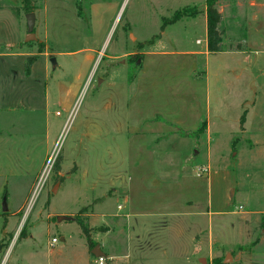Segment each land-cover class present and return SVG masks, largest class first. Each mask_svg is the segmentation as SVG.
Wrapping results in <instances>:
<instances>
[{
    "label": "rangeland",
    "instance_id": "rangeland-1",
    "mask_svg": "<svg viewBox=\"0 0 264 264\" xmlns=\"http://www.w3.org/2000/svg\"><path fill=\"white\" fill-rule=\"evenodd\" d=\"M32 1L27 44L0 0L35 59L0 57V264H264V0L217 1V54L205 0Z\"/></svg>",
    "mask_w": 264,
    "mask_h": 264
},
{
    "label": "trees",
    "instance_id": "trees-1",
    "mask_svg": "<svg viewBox=\"0 0 264 264\" xmlns=\"http://www.w3.org/2000/svg\"><path fill=\"white\" fill-rule=\"evenodd\" d=\"M218 0H205V13H206V42H207V51L210 54H217L221 51L220 45H221V38L223 35V32L219 30V25L221 23V14L217 11L216 9V3ZM22 2V7L23 10L26 13H33L35 8L33 7V1L32 0H21ZM0 9H2V6L0 5ZM187 10L177 12L176 15L173 16V19L169 22L166 23L164 22L161 26L160 31H163V27L165 25H168L170 23H175L176 21L185 18V17H191L195 16L197 13L195 11H192L189 13L186 12ZM158 36H155L154 38H157ZM34 58L33 57H28L26 59V62L24 64V71L26 74L29 73V70L34 63ZM241 123L244 122V115H242ZM205 129V122H203L198 129L199 133H202ZM56 173L59 171V161L57 160L56 163L54 164V169ZM77 224L81 227L82 232L84 236L86 237L87 240V246L88 249L93 248L92 241L89 237V232L87 228L84 226V223L80 220H76ZM22 237V236H21Z\"/></svg>",
    "mask_w": 264,
    "mask_h": 264
},
{
    "label": "water",
    "instance_id": "water-1",
    "mask_svg": "<svg viewBox=\"0 0 264 264\" xmlns=\"http://www.w3.org/2000/svg\"><path fill=\"white\" fill-rule=\"evenodd\" d=\"M34 26H35V15L34 13H27L26 14V38H25V43H34L36 42V37L34 35ZM50 65L52 67V71H55L57 64L55 62L54 58H51L49 60ZM1 210L2 213H6L7 212V206H6V198L5 196L2 198V203H1ZM73 219L70 217H65V216H61L57 218V222H62V221H72ZM91 255L94 256L95 258H100V257H104V254L100 251L99 246H96L93 250H91ZM230 259V255H228L225 259H224V264H227L229 262Z\"/></svg>",
    "mask_w": 264,
    "mask_h": 264
},
{
    "label": "crops",
    "instance_id": "crops-1",
    "mask_svg": "<svg viewBox=\"0 0 264 264\" xmlns=\"http://www.w3.org/2000/svg\"><path fill=\"white\" fill-rule=\"evenodd\" d=\"M205 36H206V29H205ZM13 47L12 45H10L9 43L6 44V49H5V52L7 53H4V54H0V57H6V58H9V56L11 57H18L20 59V61H24L25 59H27L28 57H31V56H28L27 53H24V52H18V51H15V52H9L10 50H12ZM12 54V55H11ZM35 64V63H34ZM34 64L32 65V67L30 68L29 70V73L26 74L25 71H24V76L29 78L31 76V73H32V69H33V66ZM20 72H22V69L20 70ZM261 144H262V141H261ZM258 161V160H257Z\"/></svg>",
    "mask_w": 264,
    "mask_h": 264
},
{
    "label": "built area",
    "instance_id": "built-area-1",
    "mask_svg": "<svg viewBox=\"0 0 264 264\" xmlns=\"http://www.w3.org/2000/svg\"><path fill=\"white\" fill-rule=\"evenodd\" d=\"M57 243V240L55 239V238H53L52 240H51V244L53 245V244H56ZM104 257H100V258H95V262H96V264H104Z\"/></svg>",
    "mask_w": 264,
    "mask_h": 264
}]
</instances>
